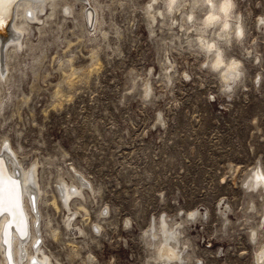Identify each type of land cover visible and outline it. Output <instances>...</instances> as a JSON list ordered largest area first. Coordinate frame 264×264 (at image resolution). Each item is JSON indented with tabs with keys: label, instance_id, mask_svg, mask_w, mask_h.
Masks as SVG:
<instances>
[{
	"label": "rangeland",
	"instance_id": "1",
	"mask_svg": "<svg viewBox=\"0 0 264 264\" xmlns=\"http://www.w3.org/2000/svg\"><path fill=\"white\" fill-rule=\"evenodd\" d=\"M166 2L74 1V20L58 7L35 46L3 65L0 153L19 170L37 163V243L51 264H181L161 263L163 223L182 264H252L248 230L264 224L254 176L264 167V0H236L245 37L230 42L218 25L203 28L200 0L171 13ZM201 34L242 62L232 92L202 66ZM63 182L83 187L69 211Z\"/></svg>",
	"mask_w": 264,
	"mask_h": 264
},
{
	"label": "bare ground",
	"instance_id": "2",
	"mask_svg": "<svg viewBox=\"0 0 264 264\" xmlns=\"http://www.w3.org/2000/svg\"><path fill=\"white\" fill-rule=\"evenodd\" d=\"M74 1L75 2L80 1L83 4V0H71V2H68V0H17V2L14 4V6L12 8L11 18L5 24L6 31L8 32V34L6 36L2 35L4 29H0V90H1V87L3 86L2 85L3 81L1 79H3L4 81L6 80V77L4 78V74H5L4 72L5 71L3 72V65L4 66L6 65V66H8V68H10L9 67L10 62L19 54V52L25 46H27L28 49L35 46V44L33 43V40L31 39V36L33 34H35L36 31L39 34H42L44 25L47 23V20L50 19L52 17V15L56 12L58 7L63 9V11L65 13L64 19L69 18L70 20H74V12H75ZM197 1L198 0H192L191 2L195 3ZM200 1L202 4H204L203 0H200ZM189 2L190 1L188 0L183 4H180L176 1L175 7H177L179 5L190 7L191 2L190 3ZM227 2H228V0H225V3H227ZM221 10L223 12L227 11V9H224L223 7ZM152 11H153V8H152ZM157 12H159V11H157ZM29 13H31V16H29ZM159 13L162 15V12H159ZM150 14H154V13H150ZM160 14H158V15H160ZM81 15L86 20L85 25L90 27L92 24L91 23V13L89 11L87 12L85 10L84 13ZM96 17H98V15ZM151 18H152V15H151ZM153 18H154L153 19L154 21L157 20L156 15L153 16ZM93 22H94V20H93ZM217 25H218V28H216V30H215V35L219 31V24L217 23V24H214L213 26H211L212 28H214ZM236 27H237V25L235 24L233 26V28L235 29ZM208 28H210V27H208ZM204 31H207V30L202 29L201 33H203ZM221 37H224V38H221ZM203 38L206 41H215L217 48L222 49V47L219 45V43L216 41V39H208L205 35H203ZM217 38H219L220 41L227 42L228 41V34L227 33H220V35L217 36ZM198 44L201 46V48H203V46L200 43H198ZM206 54L210 58L209 64H211L217 58L215 50H208L206 52ZM223 71H224L223 68L219 69L218 70L219 75H221V72H223ZM70 72L71 73L70 74L68 73L69 75L66 76L65 79H66V83L68 85H70V83H72V85H73L72 76L74 75L75 71L73 69H71ZM55 94H56V96L57 95L59 96V97L57 96L58 98H62V95H64V93H61L60 91H56ZM0 156H3V158H4L5 167H6V175L8 177L18 179L21 182L20 183V192H21L22 207H23V212L25 214V217L27 219V236H26V238H22L17 233V231L15 229L13 231L10 230V232H9L10 241H11L10 251H11L12 264H33V261H35L36 264H41V262H49V264H51L52 262H51L49 255H47L43 251L42 246L37 243L38 232H37V228H36V221H37L38 217L35 213V207H34L35 206V199H34V195H33V188L36 189L38 191V193L40 190L38 187V183L36 181V178H35V176L38 172L37 163L35 162L33 164L31 170L27 171L24 167H22V169H21L22 171H21L18 168L19 166H17V164H15V162L13 160H11L9 158L7 159L5 152L0 153ZM18 163L22 164L20 160H18ZM254 176L259 177V173H257V175H254ZM63 184H64V190H63V194L61 195L62 202H63V205L69 211V210H71L70 209L71 203L77 201L79 198L84 197V192L82 191L83 187H82V184L80 183V185H77L75 187L73 186L74 189L72 190L69 187L68 183L63 182ZM52 204L54 206H56V201L54 198H53ZM80 207L84 208L81 203H80ZM75 213L76 212H73L71 215L67 216L68 219L66 220V225L68 227H70V226L72 227L73 225L76 224L74 222L75 220L72 218V215L75 216ZM9 221H10V216L8 214L0 215V235H1V239H2V241L0 243L2 244L1 246H3V248H4V251H3L4 257L3 258L7 261V264H10L9 252L5 248V245L3 243V239H4L3 232L5 229V225L8 224ZM175 237L176 236L172 232L171 227L166 226L163 223V226L161 229L160 245L158 247V251H159L158 254H160L158 256H160V260L162 259L161 263H165L168 261L175 262V260L169 259V256L174 255V254H179V255L181 254V251L178 248V246L176 244L172 243V241H174V239H176ZM165 246H167V247H165ZM173 249H176L177 253H173V251H172Z\"/></svg>",
	"mask_w": 264,
	"mask_h": 264
},
{
	"label": "clouds",
	"instance_id": "3",
	"mask_svg": "<svg viewBox=\"0 0 264 264\" xmlns=\"http://www.w3.org/2000/svg\"><path fill=\"white\" fill-rule=\"evenodd\" d=\"M176 0H167L166 6L169 9V12L173 10H178L175 8ZM203 3L208 7V12L204 14L201 24L203 28H208L214 24H219V31L216 33L217 36L220 33H227L229 42L232 37H235L236 40L241 41L245 37V27L241 23V16L235 11L236 9V0H228L225 3V0H203ZM146 7L151 11L152 4L149 2ZM227 9L226 12H223L221 9ZM67 14V13H66ZM154 19V18H153ZM195 19L194 13L189 14V20ZM233 21L237 27L233 28ZM175 23V22H173ZM257 23L259 25H264V16L257 17ZM192 31V29H189ZM224 38V37H221ZM197 40L203 46L204 50H215L217 58L211 63L207 61V57L203 62V67L211 68L212 71H218L223 68L224 71L221 72L220 79L223 83V87L220 88L221 94L230 93L233 91V84L239 80L244 72L242 71L243 64L240 60L235 57L225 60L223 50L218 49L215 41H206L203 38V35L198 36ZM134 70V69H133ZM150 86H145L144 99L147 100L151 96ZM163 123V121H161ZM256 171L255 169H253ZM261 180H264V167L259 168L258 170ZM257 187H264V184L258 183ZM196 215V213H191L190 218ZM264 224H259L256 228L248 230L249 243L253 245L252 252V264H264ZM167 247V246H165ZM173 253H177L176 249L172 250ZM169 259L179 261L182 264L181 257L179 254L170 255ZM41 264H49V262H41ZM199 264V262H198Z\"/></svg>",
	"mask_w": 264,
	"mask_h": 264
},
{
	"label": "snow or ice",
	"instance_id": "4",
	"mask_svg": "<svg viewBox=\"0 0 264 264\" xmlns=\"http://www.w3.org/2000/svg\"><path fill=\"white\" fill-rule=\"evenodd\" d=\"M16 2L17 0H0V29H3L11 18L12 8ZM29 16H31V13H29ZM20 183L18 179L6 175L4 158L0 156V215L8 214L10 216V221L5 225L3 232V243L9 252L10 264H12L10 230L15 229L22 238L27 236V219L22 207ZM60 191L62 194L63 190ZM33 264H36V262L33 261Z\"/></svg>",
	"mask_w": 264,
	"mask_h": 264
},
{
	"label": "water",
	"instance_id": "5",
	"mask_svg": "<svg viewBox=\"0 0 264 264\" xmlns=\"http://www.w3.org/2000/svg\"><path fill=\"white\" fill-rule=\"evenodd\" d=\"M3 29H4V30H3V34H2V35H5V36H6V35L8 34V32L6 31V27H4ZM13 230H14V229H12V231H13Z\"/></svg>",
	"mask_w": 264,
	"mask_h": 264
}]
</instances>
